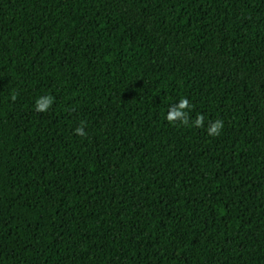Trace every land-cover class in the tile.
Masks as SVG:
<instances>
[{"label": "trees", "instance_id": "trees-1", "mask_svg": "<svg viewBox=\"0 0 264 264\" xmlns=\"http://www.w3.org/2000/svg\"><path fill=\"white\" fill-rule=\"evenodd\" d=\"M0 264H264V0H0Z\"/></svg>", "mask_w": 264, "mask_h": 264}, {"label": "clouds", "instance_id": "clouds-1", "mask_svg": "<svg viewBox=\"0 0 264 264\" xmlns=\"http://www.w3.org/2000/svg\"><path fill=\"white\" fill-rule=\"evenodd\" d=\"M13 100H15V96H13ZM54 103V97L45 96L37 99L35 108L37 112H46ZM192 105L189 103L188 99L182 98L178 105L172 107L168 110L166 119L169 124H173L177 121L181 122L183 125H189V117L186 109L191 108ZM204 116L198 115L194 121V127L202 128L204 127ZM84 123L81 122L80 126L75 129V134L77 136H85L86 133L84 131ZM224 127L223 121L221 119H217L210 124L208 127V135L209 136H218Z\"/></svg>", "mask_w": 264, "mask_h": 264}]
</instances>
